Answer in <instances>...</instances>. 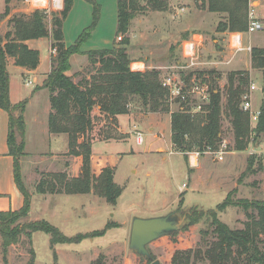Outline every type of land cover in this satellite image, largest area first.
<instances>
[{
  "label": "rangeland",
  "instance_id": "374dc122",
  "mask_svg": "<svg viewBox=\"0 0 264 264\" xmlns=\"http://www.w3.org/2000/svg\"><path fill=\"white\" fill-rule=\"evenodd\" d=\"M94 1L99 6L97 20H95L93 0H72L71 8L62 22L64 41L67 39L69 45L73 44L84 30L90 28L87 30L89 34L80 43V50L84 52L93 48L97 50L110 49L115 42L117 0ZM167 1L168 8L163 11L164 13L157 14L156 11H152L148 7L139 10L135 13L129 27V30L133 29L134 33L129 55L145 63L143 68L138 71L155 68L160 71L161 78L173 74L175 69H171V66L175 65L177 61L184 62L181 47L183 39L188 38V34L185 36L181 30L183 24L181 15H189L192 2L197 7H201L205 2V0ZM140 2L145 6L142 0ZM185 5H188L189 8L187 6L188 10L182 12V6ZM5 7L7 8L6 12ZM31 9L24 0H7V3L5 0H0V11H4L0 20V34L5 36L11 30L9 20L13 15L30 14ZM176 13L180 16L173 18L174 26L171 27L168 17ZM219 13L223 14V19L226 17L225 12ZM50 14L46 21L49 31L52 28L51 20L53 18ZM196 21L198 20L192 18L190 24L195 25ZM193 32H199L202 35L199 60L203 63L196 66V69L199 70L197 72L201 73L200 75L205 74L204 72L208 70L214 71L212 76H207L206 81L210 87L213 84L215 90H220L221 140L226 142V149L232 153L225 154L221 162L215 160L213 155L201 154L200 163L192 169L188 166L184 155L177 152L169 153L172 149L176 151L170 143V122L168 119L170 113L175 111V105L170 108L169 113L149 114L143 112L137 104L132 103L128 113L132 122L127 116L122 115L119 117V124L116 122L115 127L104 116L97 117L90 132L91 136H94V140H99L92 143L93 154L119 157L113 180L121 187L122 191L115 204L108 203L104 198L93 193L52 195L46 193V197L43 199L35 192L36 184L43 178L48 181V175L51 173L64 172L68 178L78 176L81 158L79 163H76L73 157H69L68 170H63L64 158H50L48 152L63 151L66 141H64V137L42 139L34 128V118L42 119L45 107L48 106L47 91L42 90L34 93L36 85H28L26 84L27 80H24L25 78L31 79L33 76L28 77L21 73L19 68H15L9 63L13 59L7 58L6 69L10 78V102L15 105L26 101L23 113L27 122L25 123V132L27 131V137L32 138L27 141L26 148L40 153L36 154L37 157H34V160H28V156L25 155L21 157L24 160L22 163L20 160L21 179L30 193V199L32 198L30 211L25 220L44 219L68 237L87 233L92 235L94 231L104 230L103 234L86 237L78 243L55 244L53 246L48 234L35 231L31 237V246L35 254L34 264H92L98 258H101L103 264H150L128 247L130 223L134 216L148 218L165 215L176 210L184 218L186 224L185 213L188 210L192 208L205 212L210 209L216 210L228 194H230V199L237 203L241 200L264 201V167L258 158L244 152L249 146L252 132L244 149L236 150L232 125L224 110L228 78L231 73L238 72L247 73L249 76L248 85L253 82L256 86L253 104L255 108L261 107L264 103L262 71L252 69L251 63H248L247 66L245 64L247 58L240 52L234 58L235 61L229 65L218 64L217 61L227 60L230 56L226 40L227 31L220 34L216 30L212 32L211 30L195 29ZM254 36H256L255 44L264 45V29L256 31ZM45 39H50L52 45L51 37ZM40 49L44 57L48 55V45L45 40L42 41ZM53 55L52 53L50 58ZM205 62L211 63L206 65ZM46 66V63L45 65L42 63L41 68L44 70ZM87 67L88 64L82 69V72H85ZM212 78H216L215 82H212ZM145 114L149 115L144 118ZM118 126H121V131L116 129ZM253 130L254 127L250 129V131ZM136 131L142 133L143 142L141 144L136 143ZM7 132L8 115L6 111L0 109V157L2 156L0 158V194H2L0 195V210L5 208L4 210L14 211L22 206L23 196L14 183V161L7 153ZM108 132L112 134V137L104 138ZM260 138L258 143L264 141V133ZM258 143L256 144L258 145ZM158 149L159 151H157ZM192 150H197V148ZM163 157L165 159H162ZM92 159L95 164L97 159ZM51 161H57L59 165L55 168L50 164ZM77 164V169H75L74 165ZM183 184L186 187H183ZM217 217L234 230L244 228V224L248 220L241 205L228 206L223 211H217ZM109 222H115L118 226L106 229ZM213 229L212 217L205 214L186 229L180 227L173 238L169 239L164 236L153 241L148 245V249L153 259L159 260L161 264H172V255L176 250L190 251L191 257L195 251L203 250L205 244L215 237ZM29 246L27 238L22 236L19 243L8 248L6 262L0 247V264H28ZM260 246L264 249V239ZM197 262L198 264H210L207 260H198Z\"/></svg>",
  "mask_w": 264,
  "mask_h": 264
},
{
  "label": "trees",
  "instance_id": "16d2710c",
  "mask_svg": "<svg viewBox=\"0 0 264 264\" xmlns=\"http://www.w3.org/2000/svg\"><path fill=\"white\" fill-rule=\"evenodd\" d=\"M142 1L145 6L140 0H117L116 37L121 36V39L110 49L85 52L80 50V43L89 34L87 30L90 28L84 30L72 45L65 44L62 22L71 8L72 0H64L63 10L59 14H50L53 16L50 31L46 24L49 13L45 10H34L30 14L13 15L9 20L11 30L5 36L0 34V109L6 111L8 115L7 153L14 161V183L23 196V204L19 209L0 210V247L5 262L8 248L19 243L21 237L25 236L30 244L28 264H34L35 254L31 246V237L35 231L48 234L52 246L78 243L86 237L101 235L104 232L100 230L92 232V235L87 233L68 237L44 219L25 220L30 211V193L21 179L20 158L25 155L23 113L26 101L15 105L10 102L7 58H12L16 66L28 70L35 69L39 63V52L29 48L25 41L51 37V46L55 54L51 57V70L41 85L49 93L51 112L47 119L48 131L52 134H66L67 154L81 158L78 176L68 178L64 172L51 173L48 175V181L43 178L44 180L36 184L35 192L93 193L108 203L115 204L122 191L113 180L115 166L108 163L103 165L101 159L95 160L93 164L94 160L91 158L94 136H91L90 132L94 127V120L98 117L93 115L94 109L98 108L100 114L109 119V123L114 127L116 117L128 114L132 103L137 104L146 113L170 112L168 92L161 85L160 71L155 68L133 71L130 68L132 60L127 53V46L130 43L128 31L135 13L144 10V7L159 12L168 8L167 0ZM92 3L97 20L99 6L94 0ZM203 5L210 12L226 13V17L217 23V32L247 31L248 0H205ZM4 10L6 12L7 8ZM3 14L4 11H0V20ZM75 54H84L88 59V67L85 72H78L80 79L76 82L68 75L71 68L70 58ZM250 63L252 69L262 71L264 79V47L251 48ZM213 72L208 70L204 73L212 76ZM211 80L215 82L216 78ZM248 83L249 76L244 72L231 73L228 78L224 110L232 125L236 150L244 149L251 132H254L255 143L260 141L264 133V103L260 107L261 112L253 131H250L249 114L240 108L241 95ZM212 85L210 99L204 106L203 113L193 116L180 111L170 113V141L177 152L184 153L194 148L200 152L207 148L216 150L220 145L221 93ZM111 137L110 132L104 136ZM238 205L245 210L248 220L244 228L234 230L219 220L217 211ZM185 214L187 221L182 226L183 229L195 224L205 214L212 217L215 237L205 244L203 250L195 251L192 257L190 251L176 250L172 255V264H198V260H207L210 264H264V249L260 246L264 239V201L241 200L237 203L233 202L228 194L216 210L210 209L205 212L192 208ZM115 226L118 224L109 222L106 229ZM176 233L166 237L171 239ZM145 260L151 262L148 258ZM92 264L103 263L101 258H98Z\"/></svg>",
  "mask_w": 264,
  "mask_h": 264
},
{
  "label": "built area",
  "instance_id": "2783aa9c",
  "mask_svg": "<svg viewBox=\"0 0 264 264\" xmlns=\"http://www.w3.org/2000/svg\"><path fill=\"white\" fill-rule=\"evenodd\" d=\"M34 10H45L47 13L58 14L63 10L64 0H24ZM256 0H248V32H254L264 29V24L259 20L254 7L256 6ZM183 10V9H182ZM121 36H118V40ZM202 47V37H192L189 40H185L182 43L181 51L184 58V62H176L171 66V69H175L173 74H168L161 78V85L167 89L168 92V104L171 108L175 105V111L184 112L191 116L204 112V106L208 104L210 99L211 87L208 84L207 75H200L196 66L202 62L199 60V49ZM228 47L231 52V58L225 60L224 63L228 64L234 56L241 51L250 53L251 46L242 43L240 33L232 32L228 37ZM55 54V50H52ZM132 68L133 64H131ZM136 69V68H135ZM140 70V68H138ZM198 73V74H197ZM27 84H31V81H27ZM256 90V86L253 82L248 85L241 95L240 108L249 114L250 126L255 127L259 115L260 108H255L253 104V94ZM136 143L141 144L143 142V136L141 132H135ZM250 156L258 158L264 167V141L258 143L254 141V132L251 134L248 148L244 151ZM188 158V164L191 167H197L201 154L213 155L217 161H223L224 155L232 153L226 149V142L221 141L216 150L207 148L205 151L191 150L187 152H180ZM183 187H186L183 184Z\"/></svg>",
  "mask_w": 264,
  "mask_h": 264
},
{
  "label": "crops",
  "instance_id": "0c3cea01",
  "mask_svg": "<svg viewBox=\"0 0 264 264\" xmlns=\"http://www.w3.org/2000/svg\"><path fill=\"white\" fill-rule=\"evenodd\" d=\"M186 1H184V3H187ZM255 2H256V6L254 7V10H255V12H256L259 20L262 21V23L264 24V0H256ZM203 4H204V2L202 3V6L201 7H197L196 4L194 2H192L191 9H189V11H190L189 15H186V14L185 15H181V18L183 19V22H182L183 24H182L181 30H182V32L185 33V36H187V34H188V36H187L188 38H185L186 40H189L192 37H202L201 33H199V32H197V33L193 32V30H195V29H201V30L203 29V31H205V30H211L212 32H215V30H216V27L215 26H217V23L220 20L223 19V14L222 13H219V12H210V11H208L205 8V6ZM187 6L188 5L182 6V8H183V11L182 12H185L186 10H188L187 9ZM184 7H186V8H184ZM188 8H189V6H188ZM156 13L159 14V13H164V12L156 11ZM175 16H180V15H178L176 13L175 15H172V16L168 17L169 20H170V24L169 25H171V27L174 26L173 18ZM192 18L194 20H196V19L198 20V21H196L197 23H194L195 25L190 24ZM255 32L256 31L250 33L248 31H245V32H238V33H240V35H241L242 43L243 44L250 45L251 47H264V45H257V44L254 43V40H256V36H254V33ZM217 33L222 34V32H217ZM230 33H232V32H226V40H227V42H228V37H229V34ZM133 34H134L133 33V29L130 28V30L128 32V36H129V39H130V43L127 46V53H128V55H129V52H130V48L132 46L131 44H132V41H133ZM185 39H183V40L185 41ZM43 40H45L46 43H47V45H48V55L45 56V57L42 55L41 49H40V46H41ZM66 40L64 42H65V44L67 46H69V44L67 43ZM117 40H118V37H116V35H115L114 45H115V43H116ZM215 42H216V40H215ZM25 43L27 44V46L29 48L38 50V52H39V63H38V66L35 69L28 70V69H25L23 67L14 65L13 60H11L9 63H11V65L14 66L15 68H19V70L21 71V73L26 74V76H28V77L29 76H33V78H31V79L30 78H25L24 80L25 81L26 80L27 81L28 80L31 81V84H28V85H33V84L36 85V88L37 89L35 90L34 93L40 92L42 90L47 91V89L42 88L41 85H42L43 81L45 80V78L47 77V74L51 70V58H50V56L52 55V52L51 51L53 50V48L51 46L50 39H45V38L30 39V40L25 41ZM70 45H72V44H70ZM100 46H102V45H100ZM98 48H100V47H98ZM104 49H106V48H104ZM88 50H97V49L96 48H93V49H88ZM88 50H86V51H88ZM240 53H243V55L246 56L245 58H247L246 59L247 61L245 62V64L248 66V63L250 64V53L245 52V51H241ZM238 54H239V52L234 56V58ZM80 56H81V58H78ZM129 57L132 60L131 64H134V63H136V64L140 63L142 65L145 64L143 61L138 60V58H136V57H131L130 55H129ZM229 57L231 58V52H230V56ZM234 58H232L231 61L228 64L224 63L225 60L224 61H217V62L220 65L221 64H223V65H229L230 63H232L233 61H235ZM217 62H215L216 65H217ZM42 63H44V65H45V63L47 64V66H46V68L44 70L41 68ZM205 63L207 65V64H209L211 62H209V63L208 62H205ZM87 64H88V59H87V56L86 55H84V54H81V55L80 54L72 55L71 58H70L71 68H70V70L68 72V75L72 76L73 77V80L75 82L78 81L80 79V77L77 75L78 72H81L82 69L87 66ZM131 64H130L131 70L138 71V68H136V69L135 68H132ZM141 68H143V67H141ZM41 70H43V71H41ZM38 80H39V83H38ZM26 84H27V82H26ZM9 94H10V78H9ZM47 95H48V106L45 107V112H44V116H43L42 119H40L39 117L38 118H34V120H33V122H34L33 123L34 124V128L36 129V132L38 133L39 137L41 136L42 139L43 138H45V139L48 138L50 140V139H57L59 137H64L65 138L64 141H66V143H65V146L66 147H65V149H63V151H60V152H48V153H50V158L51 159H53V158L55 159V158H58V157L64 158L65 160L63 161V168H64L63 170H66V169L68 170V168L70 166V164L68 162L69 157H73V159H74V161H76V163H79L80 157H76V156H72V155H68L67 154V152H68V137H67L66 134H52V133H50L48 131L47 119H48L49 113L51 112L48 91H47ZM9 99H10V97H9ZM149 114H155V113H149ZM149 114H145V117L144 118H146ZM93 115H96L98 117L103 116L102 114H100L98 108H95L94 109ZM124 115L128 117L129 121L132 122V119L130 118V116L128 114H124ZM120 116H122V115H119V116L116 117V120H117L118 124H119V117ZM168 119H169V122H170V116H168ZM24 122L27 123L25 121V117H24ZM116 129L118 131H121V126H118ZM30 138L31 137H27V131H26L25 134H24V152H25V156H28L27 157L28 160H31V159L34 160V157H37L36 154H40V153H37V151L35 153V151L29 150V149L26 148V143H27V141ZM96 141H99V140H96V139L93 140V142H96ZM102 141H104V140H102ZM157 151H159V149ZM172 152H177V151H174L173 149H172V151H169V153H172ZM177 153L181 154L180 152H177ZM182 155H184V154H182ZM184 156H185V158L187 160V163H188L187 156L186 155H184ZM91 157L92 158H96V159H101V162L103 163V165H105L106 163H108L110 166H115V168L117 166V162L119 161V157H117V156H101V155L99 156V155L93 154V152H92ZM162 159H165V157H163ZM20 160H21V163H22V161H24L22 158H20ZM80 162H81V160H80ZM199 163H200V159H199ZM50 164L52 166H55V168L59 165L57 161H51ZM77 166H78V164L77 165H74V168L77 169ZM188 166L191 169L194 168V167H191L189 164H188ZM21 169H22V166H21ZM75 169H74V173L76 171ZM0 195H2V194H0ZM39 195H40V197H43V199L46 197V193L45 194H39ZM31 199H30V204H31ZM2 209L4 210L5 208H2Z\"/></svg>",
  "mask_w": 264,
  "mask_h": 264
},
{
  "label": "water",
  "instance_id": "95a60500",
  "mask_svg": "<svg viewBox=\"0 0 264 264\" xmlns=\"http://www.w3.org/2000/svg\"><path fill=\"white\" fill-rule=\"evenodd\" d=\"M184 224V218L176 210L148 218L134 216L130 223L128 247L139 257L150 259V264H161L159 260L153 259L148 245L159 238L178 232Z\"/></svg>",
  "mask_w": 264,
  "mask_h": 264
},
{
  "label": "bare ground",
  "instance_id": "6f19581e",
  "mask_svg": "<svg viewBox=\"0 0 264 264\" xmlns=\"http://www.w3.org/2000/svg\"><path fill=\"white\" fill-rule=\"evenodd\" d=\"M142 66H143V65L140 64V63H138V64L134 63V64H133V67H134V68H141Z\"/></svg>",
  "mask_w": 264,
  "mask_h": 264
},
{
  "label": "flooded vegetation",
  "instance_id": "af4514ba",
  "mask_svg": "<svg viewBox=\"0 0 264 264\" xmlns=\"http://www.w3.org/2000/svg\"><path fill=\"white\" fill-rule=\"evenodd\" d=\"M151 263V262H150Z\"/></svg>",
  "mask_w": 264,
  "mask_h": 264
}]
</instances>
